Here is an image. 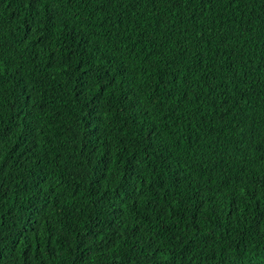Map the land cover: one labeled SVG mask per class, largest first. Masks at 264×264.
<instances>
[{
    "label": "trees",
    "instance_id": "trees-1",
    "mask_svg": "<svg viewBox=\"0 0 264 264\" xmlns=\"http://www.w3.org/2000/svg\"><path fill=\"white\" fill-rule=\"evenodd\" d=\"M0 264H264V0H0Z\"/></svg>",
    "mask_w": 264,
    "mask_h": 264
}]
</instances>
